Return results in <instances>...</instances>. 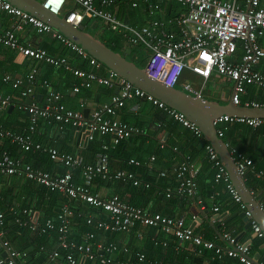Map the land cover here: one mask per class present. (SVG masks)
<instances>
[{
	"label": "crops",
	"instance_id": "obj_1",
	"mask_svg": "<svg viewBox=\"0 0 264 264\" xmlns=\"http://www.w3.org/2000/svg\"><path fill=\"white\" fill-rule=\"evenodd\" d=\"M39 1L43 3L44 0ZM129 2V5L138 7L141 11L138 17L120 18L117 2L110 10L119 19L137 27L146 25L154 19H162L167 23L166 28L176 32L177 37H180V28L174 19L186 12V6L177 2L159 0ZM134 3L136 6L133 5ZM261 4L264 7V0H261ZM154 5H159V9L154 10L152 8ZM73 7L74 4L69 0L61 16H65ZM12 21V16L0 9V29L9 30ZM87 29L101 41L107 38L106 30L114 31L105 22L92 19L90 24H87ZM17 36L27 46L45 49L57 57L65 56L73 66L82 67L84 64L85 69H91L87 62L82 61L75 51L52 32H40L35 25L27 24ZM122 38L119 53L135 64L137 61H143L146 67L150 55L149 49L143 45H132L126 38L123 36ZM259 43L264 49V35L259 38ZM138 46L144 47L143 51H138L136 49ZM243 53V43L238 42L234 60L241 61ZM256 68L264 73V58ZM33 69L37 71V80L46 79L54 89L62 92V101L68 108L79 109L80 100H85L83 111L86 115L102 103L108 102L112 95V89L97 83L90 88L81 87L80 92L74 93L72 92L74 84H80L82 79L71 71L64 67L57 68L42 60L25 57L11 47L0 44V92L4 95L10 94L13 98L11 105L0 107V125L5 130L14 133L26 132L31 120L27 112L17 107L19 102L28 100L23 99L11 83L3 79L6 75L12 78L20 77L23 79V85H27L26 76ZM109 70L101 67L96 71L108 75ZM175 87L194 95L199 92L202 97L220 103H227L233 94V83L229 78L217 73L204 78L189 69L182 72ZM117 91L118 89L115 88L114 92ZM35 93L39 104H44L45 89L40 84L35 86ZM251 101L258 102L264 107V88L248 85L242 95V102L245 104ZM112 117L137 126L142 132L115 145L110 135L95 133L94 138L88 141L84 139L83 134L79 133L77 137V130L71 126L60 130L57 122L41 119L33 135L34 141L45 147H56L61 152L77 156L83 164L96 163L104 155L107 156L111 172L127 170L133 172L140 180L149 181L151 185L136 186L128 180L104 179L101 175H97L91 183L93 193L102 197L118 195L126 203L141 207L150 213L160 212L168 217L183 218L196 234L216 244L223 243L224 233H231L249 246L256 264H264V232L263 236H258L254 232L250 220H247L239 209L226 183L223 180H216L217 167L208 157L206 145L209 142L203 134H196L164 109L137 97L127 100ZM223 125L225 124L218 125L217 129H221L224 133ZM232 125H227L228 134H226V143L230 150L252 159L254 167L258 168L255 169L256 172H264V124L259 127L251 126L253 129L246 131L234 129ZM161 136L165 138L163 146L158 139ZM4 153L55 175L71 171L74 182H83L80 169L66 167L61 162L51 159L47 152L25 151L9 139L0 138V157ZM132 158L139 161V164L129 163ZM183 164L190 165L195 171L196 189L191 196L179 195L177 191L180 179L176 171ZM162 172L166 175L162 176ZM243 178L246 183L250 182V185L254 184V178L264 180L263 177L251 172ZM250 190L264 208V188L255 184ZM168 193L171 195L167 196ZM65 204H69L72 210V215L69 217L68 241L76 244H91L96 255L93 259L77 248H63L60 245V234L56 229L42 232L16 222L15 216L21 215L23 218H31L35 225L42 226L47 220L52 219L59 226L58 214ZM215 207L219 210L215 211ZM0 208L5 212L0 244L1 240L8 241L11 248L25 252L26 256L23 259L29 264H61L65 262L69 252L74 255L78 264H102L101 255L110 256L115 261H136L140 254L145 255L142 264H244L234 257L219 258L212 249H204L202 253H198L191 249L192 244L180 241L174 235L156 227L141 226L133 222L129 230H105L98 227L96 222H111L108 212L24 176L0 173ZM24 210H29V213L25 215ZM193 215L197 218L193 219ZM88 218L96 222L89 224ZM91 232L94 237L88 238ZM112 243L118 248L112 253L102 251L98 247L100 245L106 247ZM5 251L4 247L0 246V258L6 257L3 255ZM55 251H59V256L53 258Z\"/></svg>",
	"mask_w": 264,
	"mask_h": 264
},
{
	"label": "built area",
	"instance_id": "obj_2",
	"mask_svg": "<svg viewBox=\"0 0 264 264\" xmlns=\"http://www.w3.org/2000/svg\"><path fill=\"white\" fill-rule=\"evenodd\" d=\"M68 1L44 0L43 4L47 9L61 15ZM70 1L74 4V7L65 15L67 21L79 26L85 22V19L101 20L112 30L120 32L132 45L145 46L150 52L145 67L147 74L166 86L175 87L180 75L187 69L204 78H209L213 73H217L232 81L233 94L231 99L237 105H242V95L246 92L248 85L264 88V73L256 68V65L264 58V49L259 43V38L264 35V7L261 4V0H159L177 2L186 6V12L174 19L176 25L180 28L181 34L179 38L176 32L169 31L166 28L167 23L162 19L151 20L141 27L132 26L119 19L110 10V7L115 5L116 0ZM133 5L136 6V3ZM152 8L158 10L159 5H154ZM0 9L13 18L12 27L9 30L3 31L0 29V44L11 47L25 57L42 60L57 68L64 67L66 70L71 71L76 77L82 79L80 84H74L72 88L74 93L80 92L81 87L90 88L94 83L109 89H118L117 92L111 95L108 102L102 103L99 107L92 110L89 115H86L83 111L85 100H80L79 109L68 108L62 101V92L54 89L46 79L37 80V71L35 69L26 76L27 85H23V79L20 77L12 78L10 75H6L3 80L10 82L12 87L20 93V96L28 100L27 102H19L17 107L29 114L31 124L28 130L23 133L5 130L0 125V138L9 139L13 144H18L25 151L47 152L51 159L61 162L66 167L80 169L83 182H74L71 171H66L62 175H55L47 170L36 168L21 159L13 158L8 153H4L0 157V173L24 176L38 181L52 190L63 192L71 198H78L95 208L108 212L111 222H96L92 218L87 219L89 224L96 222L98 227L105 230H129L133 222H135L141 226L156 227L165 233L172 234L178 240L192 244L191 249L198 253H202L204 249H212L219 258L223 256L234 257L244 264H253L249 257L251 255L249 246L239 241L231 233H224L223 243L216 244L196 234L183 218L168 217L160 212L150 213L141 207L126 203L118 195L102 197L93 193L91 191V183L97 175H101L104 179L128 180L136 186L143 184L149 187L151 185L149 181L140 180L133 172H128L127 170L111 172L107 156L104 155L96 163L83 164L77 156L61 152L56 147H45L34 141L33 135L39 120L49 119L57 122L60 130L71 126L79 131L80 134H83L85 140H92L94 134L99 133L101 135H110L115 145L120 144L131 136L142 132L139 127L112 117L119 108L125 105L127 100L136 97L145 99L153 105L164 109L196 134L202 135V132L184 114L167 106L152 94L134 86L115 71L109 70L108 75L98 73L96 70L103 66L98 59L36 16L23 11L6 0H0ZM27 24L35 25L40 32H52L66 46L75 51L82 61L87 62L91 69L73 66L65 56L57 57L51 55L45 49H37L23 44L17 35ZM238 42L243 43L244 53L241 61L234 60ZM154 73L156 74L155 77L152 76ZM37 84H40L45 89L44 104H39L37 101L35 93ZM190 91L194 90L190 89ZM196 93L201 96L199 92ZM12 103L13 98L10 94L4 95L0 92V107L5 108ZM244 105L263 107L255 101L245 102ZM226 122L246 123L253 127H259L264 124V119L222 115L215 120L216 130L220 137L224 133L221 129H217V126ZM158 139L160 145L163 146L165 138L161 136ZM206 151L208 157L217 167L216 180H223L226 183L239 209L249 218L254 232L258 236H263L261 226L242 201V196L233 185L230 174L218 153L209 143L206 145ZM230 151L237 170L242 177L251 172L264 178V172H256L252 159L234 150ZM129 163L139 164V161L132 158ZM161 175L164 176L166 173L162 172ZM176 175L180 179L177 190L179 195L191 196L196 189L195 171L193 168L190 165L183 164L177 169ZM170 195L171 193L167 194V196ZM214 210L218 211L219 208L215 207ZM24 213L25 215L28 214L29 210H24ZM71 215L72 210L69 204H65L58 214L59 226L52 219L47 220L42 226L35 225L31 218H23L21 215L16 216V222L22 226H29L32 230L39 229L42 232L56 229L60 234V245L63 248H77L93 259L96 255L92 250L91 244H76L68 241L67 233ZM196 218L197 216L193 215V219ZM4 219L5 212L0 208V235L2 234L1 227L4 225ZM93 237L94 234L92 232L88 234V238ZM1 242L6 248L8 255L7 259L0 258V263L29 264L23 259L26 256L25 252L11 248L8 241L1 240ZM164 244H167V242H164ZM98 247L108 253L118 249L113 243L106 247L101 245ZM123 251L125 252L126 250ZM58 256L59 251L53 252V258ZM144 260V254L138 255L136 261H115L110 256L101 255L102 264H142ZM61 264H78V261L69 252L66 255L65 262Z\"/></svg>",
	"mask_w": 264,
	"mask_h": 264
},
{
	"label": "water",
	"instance_id": "obj_3",
	"mask_svg": "<svg viewBox=\"0 0 264 264\" xmlns=\"http://www.w3.org/2000/svg\"><path fill=\"white\" fill-rule=\"evenodd\" d=\"M6 1L47 23L54 30L98 59L108 69L115 71L134 86L152 94L167 106L181 112L187 119L194 122L200 128L206 140L218 153L222 163L230 174L233 185L242 196V201L245 203L247 209L251 211L253 218L256 219L264 232L263 207L251 192L244 178L239 174L230 148L218 135L215 125V120L222 115L264 119V107L237 105L234 104L232 99L227 103H220L176 87L166 86L160 81L151 78L147 74L145 67L138 66L127 57L111 49L105 42L86 31L83 24L79 26L73 25L66 20L65 16L58 15L47 9L39 0ZM76 133L78 137L79 131H76ZM242 213L244 215V212ZM246 219L248 220L249 218L246 217ZM0 246L4 247L2 242ZM4 249L6 250L5 247ZM3 255L7 259V250ZM249 257L253 261V264H256L252 255Z\"/></svg>",
	"mask_w": 264,
	"mask_h": 264
},
{
	"label": "trees",
	"instance_id": "obj_4",
	"mask_svg": "<svg viewBox=\"0 0 264 264\" xmlns=\"http://www.w3.org/2000/svg\"><path fill=\"white\" fill-rule=\"evenodd\" d=\"M129 1L130 0H116V2L118 3L117 5L119 7V11H118L119 15L118 16H120V18H122V19L125 18V17H135L136 18V16L138 17L140 15L139 13H141V11L139 10L138 7H132L131 5H129V3H130ZM164 5H165V3L163 4V6ZM110 9H113V7H110ZM83 24H84V26L86 25L85 28H86V31H87L88 30L87 29V24H90V19H85V22ZM105 35H106L107 38L106 39L103 38V39H104V42L106 43V45H108L111 49H113L116 52H121V48H120L119 45L121 44V42L123 40L122 35L118 34L117 32L111 31V30H106ZM103 39H102V41H103ZM136 49L138 51H143L144 47L138 46ZM138 51H136V52H138ZM138 62L140 64L143 63V66L138 64ZM136 64H138L140 67H144V62L143 61H137ZM82 67L86 68V65L83 64ZM102 67L104 69H107V67L104 66V65ZM102 75H103V73H102ZM112 90L113 91H112L111 94L115 93L114 92L115 88L112 89ZM242 104H244V102H242ZM224 124L225 125H223L222 128L224 129L225 132H224V134H223V136L221 138H223L225 142H227L226 134H228L227 125H229V124H233L232 128L238 129V130L241 129V131L242 130L246 131V130H250V129L252 130L253 129V127H251L248 124L246 125V123L239 124V122H237V123L226 122ZM224 126H226V127H224ZM229 145H230V142H229ZM255 169L258 170V168H255ZM252 174H254V173H252ZM254 181H255L254 184L252 183V185H250V182H248L247 185L250 188H252V189H253V186L255 187V184H257L260 187L264 188V180H260V179L254 178ZM15 218H16V216H15Z\"/></svg>",
	"mask_w": 264,
	"mask_h": 264
},
{
	"label": "bare ground",
	"instance_id": "obj_5",
	"mask_svg": "<svg viewBox=\"0 0 264 264\" xmlns=\"http://www.w3.org/2000/svg\"><path fill=\"white\" fill-rule=\"evenodd\" d=\"M152 76H153V77H155V76H156V74L154 73V74H152Z\"/></svg>",
	"mask_w": 264,
	"mask_h": 264
},
{
	"label": "rangeland",
	"instance_id": "obj_6",
	"mask_svg": "<svg viewBox=\"0 0 264 264\" xmlns=\"http://www.w3.org/2000/svg\"><path fill=\"white\" fill-rule=\"evenodd\" d=\"M138 64H140V63L138 62ZM140 65H142V66H143V63H141ZM144 67H145V65H144Z\"/></svg>",
	"mask_w": 264,
	"mask_h": 264
}]
</instances>
